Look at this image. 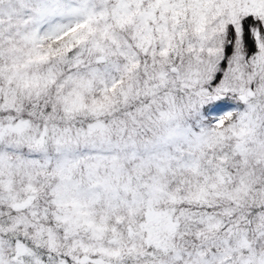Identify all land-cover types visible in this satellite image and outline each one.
Returning <instances> with one entry per match:
<instances>
[{
  "label": "snow or ice",
  "instance_id": "snow-or-ice-1",
  "mask_svg": "<svg viewBox=\"0 0 264 264\" xmlns=\"http://www.w3.org/2000/svg\"><path fill=\"white\" fill-rule=\"evenodd\" d=\"M0 264H264V0H0Z\"/></svg>",
  "mask_w": 264,
  "mask_h": 264
}]
</instances>
